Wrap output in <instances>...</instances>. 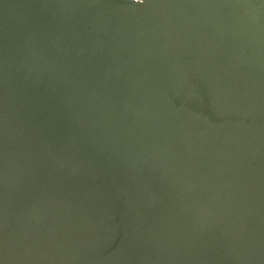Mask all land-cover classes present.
<instances>
[{"label":"water","instance_id":"water-1","mask_svg":"<svg viewBox=\"0 0 264 264\" xmlns=\"http://www.w3.org/2000/svg\"><path fill=\"white\" fill-rule=\"evenodd\" d=\"M0 264H264V0H0Z\"/></svg>","mask_w":264,"mask_h":264}]
</instances>
